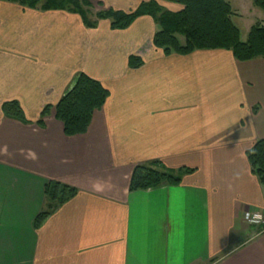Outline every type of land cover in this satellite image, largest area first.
<instances>
[{"label":"crops","instance_id":"crops-1","mask_svg":"<svg viewBox=\"0 0 264 264\" xmlns=\"http://www.w3.org/2000/svg\"><path fill=\"white\" fill-rule=\"evenodd\" d=\"M87 1L132 13L150 0ZM88 16L91 28L79 13L0 3V264H264V231L243 219L264 215L246 156L264 139V58L165 55L152 17L113 30ZM81 74L109 92L87 132L65 136L53 109L38 125ZM7 102L24 122L3 115ZM153 163L190 172L130 192L134 168ZM50 182L78 193L36 226Z\"/></svg>","mask_w":264,"mask_h":264},{"label":"trees","instance_id":"trees-1","mask_svg":"<svg viewBox=\"0 0 264 264\" xmlns=\"http://www.w3.org/2000/svg\"><path fill=\"white\" fill-rule=\"evenodd\" d=\"M180 5V11L172 13L163 10L156 0L143 3L132 13L119 11H100L95 17L110 22L113 30H125L141 16L154 19L159 30L153 37V46L165 55H189L200 50H226L240 62L264 58V22L255 23L247 35L246 41L241 40L240 31L234 25V13L226 0H166ZM1 2L17 3L21 7L42 10H67L79 13L86 26L93 27L95 22L87 18L91 4L87 0H0ZM253 5L264 14V0H252ZM141 60L129 59V65L137 68ZM109 92L99 82L79 75L73 86L63 95L54 107H46L37 122L43 125V119L53 109L54 117L61 122L63 133L67 137L83 135L87 132L92 117L100 110ZM5 117L24 122V114L18 103L7 102L2 105ZM252 173L264 185V139L258 140L246 153ZM190 170H169L153 163L136 166L129 182V191H145L163 185L177 186L184 174ZM45 197L48 210L39 214L36 226L57 206L63 205L74 198L78 191L75 188L57 182L45 186ZM257 231H264L259 227Z\"/></svg>","mask_w":264,"mask_h":264},{"label":"rangeland","instance_id":"rangeland-1","mask_svg":"<svg viewBox=\"0 0 264 264\" xmlns=\"http://www.w3.org/2000/svg\"><path fill=\"white\" fill-rule=\"evenodd\" d=\"M233 8L236 14H234L233 22L239 28L241 32V38L246 41L247 35L249 33V28L252 24L261 21V17L264 16L263 12L256 8L250 0H226ZM239 1V2H238ZM248 1V3H247ZM164 8V6H163ZM102 9L89 8L88 12L90 14L96 15ZM256 11V12H255ZM259 13V14H257ZM87 14V18H88ZM91 17V16H90ZM90 20V18H88ZM251 29V28H250ZM248 32V33H247Z\"/></svg>","mask_w":264,"mask_h":264},{"label":"built area","instance_id":"built-area-1","mask_svg":"<svg viewBox=\"0 0 264 264\" xmlns=\"http://www.w3.org/2000/svg\"><path fill=\"white\" fill-rule=\"evenodd\" d=\"M256 213H246L244 215V222L248 225H252V226H258V227H264V221H261L260 223H254L253 221V217ZM261 214V213H260Z\"/></svg>","mask_w":264,"mask_h":264},{"label":"clouds","instance_id":"clouds-1","mask_svg":"<svg viewBox=\"0 0 264 264\" xmlns=\"http://www.w3.org/2000/svg\"><path fill=\"white\" fill-rule=\"evenodd\" d=\"M261 221H264V215L260 214V213H256L253 217V221L254 223H260Z\"/></svg>","mask_w":264,"mask_h":264}]
</instances>
